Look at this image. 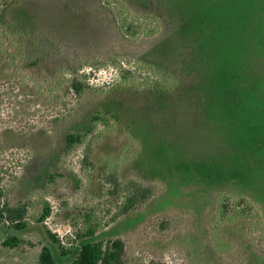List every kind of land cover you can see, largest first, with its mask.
Segmentation results:
<instances>
[{"label": "rangeland", "instance_id": "rangeland-1", "mask_svg": "<svg viewBox=\"0 0 264 264\" xmlns=\"http://www.w3.org/2000/svg\"><path fill=\"white\" fill-rule=\"evenodd\" d=\"M127 5L157 15L162 30L151 39L128 41L99 0H13L0 13L4 22L43 33L46 60L67 71L78 68L103 93L84 97L52 138L50 121L74 107L75 98L64 97L65 105L24 103L15 80L0 81V131L25 132L31 126L47 132L0 139V209L28 197L33 201L26 228L0 222V233L33 246L0 245V264H38L42 246L50 248L57 264L72 263L73 255L60 256L44 227L63 240L72 232L75 207L83 203L76 192L84 174L81 148L61 163L66 169L55 158L65 134L85 131L97 108L141 146L126 172L157 184L159 193L104 226L94 240L120 239L123 264H264V230L249 232L242 221L223 227L225 252L211 243L214 199L223 191L253 202L264 229V0H128ZM113 55L129 61L121 66L135 79L145 75L133 64L140 61L176 77L179 85L173 93L119 88L118 71L105 64ZM104 139L96 154L116 156L122 138ZM51 172L65 177L45 189L52 213L40 225L34 222L41 209L36 201Z\"/></svg>", "mask_w": 264, "mask_h": 264}, {"label": "trees", "instance_id": "trees-1", "mask_svg": "<svg viewBox=\"0 0 264 264\" xmlns=\"http://www.w3.org/2000/svg\"><path fill=\"white\" fill-rule=\"evenodd\" d=\"M12 1L0 0V13ZM99 1L107 10L121 36L128 41L151 39L163 28V22L157 15L132 10L127 5L128 0ZM45 41L43 33L30 32L27 28L14 23L4 22L0 16V81L15 80L23 93L21 96L24 98V103L36 99V101L45 100L49 103L65 105L62 99L68 95L76 100L74 107L50 121L53 135L60 124L72 118L84 97L99 98L103 93L94 89L89 84L87 75L78 73V68L73 69L72 72L67 71L65 66L51 65L52 63L46 60L48 56L42 47ZM82 62L83 60H80L75 64L79 66ZM122 62L129 63L127 59L116 55L110 56L105 62L118 71L119 88L150 93H173L179 85L176 77L140 61L133 64L142 69L145 75L140 80L135 79L130 76V70L121 66ZM2 131H0V139L13 135L23 137L35 136L39 133L47 135L46 131L31 130V126L25 132L12 128ZM106 135H117L122 138L116 156L112 153L96 154V145L103 143ZM78 148H81L78 164L84 174L83 178L78 179L79 187L76 192L80 190L83 203L75 207V215L69 223L72 232L66 235L64 240L46 227L44 233L56 246L60 256L73 255L71 264H123L124 245L120 239L103 241L93 238L104 226L143 207L159 193L158 186L149 185L139 176L126 172L127 166L134 165L137 161L141 146L126 131H121L117 122L101 108L95 109L90 114L88 128L85 131H68L65 134L63 147L56 156L55 162L66 169L61 163ZM64 177V174L57 172H51L46 176L44 190L38 193L36 201L37 204H41V209L34 217L35 223L43 225L52 213L50 201L45 198V189L54 185L57 180H63ZM91 181L96 186L93 192L88 190L93 184ZM29 198L27 202L20 201L14 206L3 204L0 209V222H4L8 228L14 230L26 228L29 223L26 220L27 207L33 203L32 200V203H29ZM90 202L94 203L89 205ZM214 205L211 243L215 251L223 253L228 249V245L220 236L225 225L242 221L248 225L249 232L264 230L258 207L247 197L223 191L215 196ZM23 243L29 247L33 246L31 242L24 241L20 236L0 233L2 247L16 248ZM38 264H57L49 247H41Z\"/></svg>", "mask_w": 264, "mask_h": 264}]
</instances>
